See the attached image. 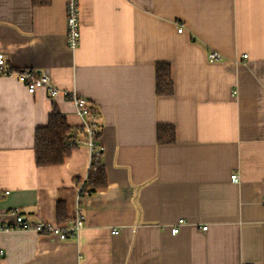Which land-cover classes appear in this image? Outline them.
<instances>
[{"label":"crops","instance_id":"crops-1","mask_svg":"<svg viewBox=\"0 0 264 264\" xmlns=\"http://www.w3.org/2000/svg\"><path fill=\"white\" fill-rule=\"evenodd\" d=\"M66 2L0 0L7 67L44 73L58 90L30 94L0 75V224L18 208L29 224L57 225V204L73 219L88 148L34 163L53 105L82 126L64 93L98 111L106 187L80 200L73 238L1 231L0 264H264V0H77L74 51ZM213 51L222 61L207 62ZM156 63L170 66L169 97L155 95ZM158 124L173 127L172 145L156 144Z\"/></svg>","mask_w":264,"mask_h":264},{"label":"built area","instance_id":"built-area-1","mask_svg":"<svg viewBox=\"0 0 264 264\" xmlns=\"http://www.w3.org/2000/svg\"><path fill=\"white\" fill-rule=\"evenodd\" d=\"M67 5L65 9V17H66V35H65V46L67 49L74 51L78 48L79 38H80V21H79V5L77 0H67ZM178 33L182 32V28L178 27ZM207 62L210 64H214L216 62L222 61V56L219 53L213 51L207 53ZM246 57V56H244ZM0 75L16 77L19 82L24 86L25 90L30 94H34L40 89L45 90L49 96V98H54L58 93V90L53 87L51 79L44 73H34L33 71L25 69L24 71L13 72L10 71L7 67L6 58L3 53L0 52ZM64 95L68 98V100L74 105L76 114L79 118H82V137L83 140L78 139L74 142L79 146H84L88 148L89 151V169L91 165L99 159L98 156V148L95 145V131L97 128L98 119L97 114L93 113L89 109V103L85 99L80 98L74 92L72 93H64ZM86 179L81 183L75 186V191L77 193L76 197V208L75 214L73 216L72 221L64 227L60 225L51 224V223H37V224H29L25 221L22 215L19 212L18 208L11 209L7 212V215L11 218V225H2L0 224V232L1 231H16L21 230L25 232L32 231L37 235H51L59 241L66 240L69 238H73L77 235V233L83 228L85 220L84 214L81 206L79 205L80 200L85 197L83 196L82 185L85 183ZM231 183H238V175L232 174L230 177ZM9 195L8 191H0V197ZM183 220H179L178 224H182ZM177 224V225H178ZM177 225L173 227L170 231L173 236L177 234L178 227ZM201 230H205V227ZM3 251L0 250V257H2Z\"/></svg>","mask_w":264,"mask_h":264},{"label":"trees","instance_id":"trees-1","mask_svg":"<svg viewBox=\"0 0 264 264\" xmlns=\"http://www.w3.org/2000/svg\"><path fill=\"white\" fill-rule=\"evenodd\" d=\"M50 0H31L35 7L47 6ZM155 95L156 97H169L173 93L170 66L166 63H156L155 68ZM89 109L97 114L95 107L89 104ZM99 120V119H98ZM96 132V131H95ZM34 140V163L37 167H53L61 165L64 160L71 156V153L79 148L74 144L82 135V128L69 127L66 120L60 114L58 107L53 105L52 112L48 116V123L45 127L35 130ZM100 135L95 133V145L98 148L99 159L91 165L87 172L85 183L82 185L83 196L93 194L106 187V175L103 161L101 160L102 148L99 147ZM175 141V130L171 126H156V144L172 145ZM81 183L76 181V184ZM56 220L57 225L64 227L71 221L66 215V206L57 204Z\"/></svg>","mask_w":264,"mask_h":264}]
</instances>
